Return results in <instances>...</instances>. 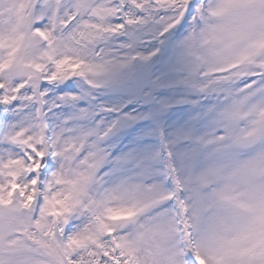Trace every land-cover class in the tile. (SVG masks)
I'll return each instance as SVG.
<instances>
[{
	"label": "snow or ice",
	"instance_id": "1",
	"mask_svg": "<svg viewBox=\"0 0 264 264\" xmlns=\"http://www.w3.org/2000/svg\"><path fill=\"white\" fill-rule=\"evenodd\" d=\"M0 264H264V0H0Z\"/></svg>",
	"mask_w": 264,
	"mask_h": 264
}]
</instances>
